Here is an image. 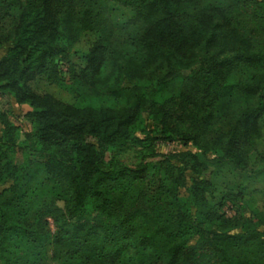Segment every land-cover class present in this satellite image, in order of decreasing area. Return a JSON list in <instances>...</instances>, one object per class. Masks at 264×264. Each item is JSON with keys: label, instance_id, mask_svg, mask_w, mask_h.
Returning <instances> with one entry per match:
<instances>
[{"label": "trees", "instance_id": "16d2710c", "mask_svg": "<svg viewBox=\"0 0 264 264\" xmlns=\"http://www.w3.org/2000/svg\"><path fill=\"white\" fill-rule=\"evenodd\" d=\"M3 48L0 263L264 264V0H0Z\"/></svg>", "mask_w": 264, "mask_h": 264}, {"label": "rangeland", "instance_id": "374dc122", "mask_svg": "<svg viewBox=\"0 0 264 264\" xmlns=\"http://www.w3.org/2000/svg\"><path fill=\"white\" fill-rule=\"evenodd\" d=\"M6 51V48H3L0 51V58L4 55ZM91 102V101H88ZM95 103V101H93ZM92 103V102H91ZM20 112V110H18V113ZM24 126V124H23ZM5 156L4 161L5 162H12L14 165H22V164H26L28 162V157L23 155L20 151L15 150V149H5V151L3 152V157ZM38 168L36 166H33L31 168V171H37ZM41 175V174H40ZM40 175L37 176L36 174V181L31 183V186H29V197H28V202L27 203V210L28 208L29 210V215L31 217V215H35V211L33 210L34 208V202L35 201H40L41 199H45L46 198V194L44 192H41V190L38 188L40 186V184L42 183V179L40 177ZM30 182V181H27ZM35 183V184H34ZM36 191L39 192L40 195H42V197H38V195H36L37 193H35ZM8 197H11V195H7ZM45 196V197H44ZM18 206H21L20 203H18ZM36 206V205H35ZM32 208V209H31ZM27 218V217H26ZM48 222L50 223V225H53V220L51 218L47 219ZM19 226H16V228H18ZM13 241L11 244H13L10 248L9 251H7V253H3L4 258L1 259V263L0 264H12L13 259L12 258H19L20 260H27V258L30 257V254L27 253L29 252H37L36 248L33 247V245H31L30 247L27 246V239L25 234H17V232L12 233V237ZM14 242H15V246H17L16 248H14ZM41 240L39 241V244H41ZM44 251V250H42ZM13 252V255L12 253ZM12 255V256H11ZM11 257V258H10Z\"/></svg>", "mask_w": 264, "mask_h": 264}]
</instances>
